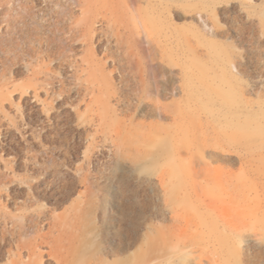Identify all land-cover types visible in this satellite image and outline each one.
I'll list each match as a JSON object with an SVG mask.
<instances>
[{"label": "rangeland", "instance_id": "1", "mask_svg": "<svg viewBox=\"0 0 264 264\" xmlns=\"http://www.w3.org/2000/svg\"><path fill=\"white\" fill-rule=\"evenodd\" d=\"M101 1L0 0V264L74 212L78 264H264V0Z\"/></svg>", "mask_w": 264, "mask_h": 264}, {"label": "bare ground", "instance_id": "2", "mask_svg": "<svg viewBox=\"0 0 264 264\" xmlns=\"http://www.w3.org/2000/svg\"><path fill=\"white\" fill-rule=\"evenodd\" d=\"M80 5L83 13L91 12L90 17L82 18L79 21L81 35L89 40L96 33L95 23L99 18V11L104 6H111L112 2L83 0ZM108 25L115 28L117 36H121L119 26L110 21ZM82 63L79 79L88 98L86 105L95 110L97 115L102 118L109 111L110 97L114 93L105 72V65L92 57L83 58ZM75 215V212L70 217L62 213L54 215L48 231H38L28 239H25L23 235L26 234L19 230V239L15 241V250L10 264H78L75 247L77 235ZM42 246H47L48 250L44 251ZM46 255L48 258H45Z\"/></svg>", "mask_w": 264, "mask_h": 264}]
</instances>
